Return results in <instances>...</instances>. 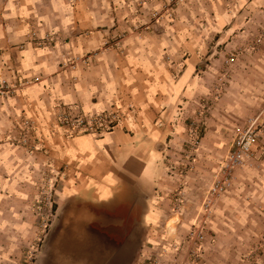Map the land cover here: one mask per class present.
Instances as JSON below:
<instances>
[{"label":"crops","instance_id":"1","mask_svg":"<svg viewBox=\"0 0 264 264\" xmlns=\"http://www.w3.org/2000/svg\"><path fill=\"white\" fill-rule=\"evenodd\" d=\"M163 4L0 0V80L30 82L25 91L16 87L0 98V224L4 214L17 212L2 187L36 180L38 165L46 169L47 151L23 159L5 143L22 119H32L67 176L49 236L52 264H149L156 255L178 254L177 241L164 234L167 156L182 147L186 120L212 90L228 38L239 36L243 22L264 15V0H185L171 17ZM50 36L65 40L56 46L39 40ZM68 50L97 53L74 82L60 69ZM112 108L128 112L108 133L50 136L49 125L62 111ZM220 125L210 122L209 132L222 133Z\"/></svg>","mask_w":264,"mask_h":264},{"label":"rangeland","instance_id":"2","mask_svg":"<svg viewBox=\"0 0 264 264\" xmlns=\"http://www.w3.org/2000/svg\"><path fill=\"white\" fill-rule=\"evenodd\" d=\"M259 8L264 11V4ZM241 25L235 34L239 36L228 38L229 47L212 90L204 97L202 107L186 120L182 147L170 149L167 156L168 180L161 194L165 195L161 200L166 210L164 234L177 241L174 249L178 254L174 258L156 255L149 264H264V145L259 144L255 154L232 172L226 191L211 194L216 182L227 176L223 165L233 152L237 130L251 120H257L259 129H264V15ZM39 40L56 46L65 39L50 36ZM114 40L121 43L123 38ZM96 56L90 52L74 55L68 50L62 55L65 62L60 64L61 72L74 82L75 74L87 68L90 58ZM7 84L9 87L3 90L9 92L0 94V98L16 87L20 93L25 91L30 82ZM128 108L132 111L134 107ZM126 111H62L53 117L48 130L51 137L63 135L69 139L83 131L79 126L82 119L113 130L122 124ZM26 120L22 119L19 132L6 135L5 143L18 150L23 159L47 151L48 161L46 169L36 167V180L12 181L10 187L8 183L2 187L3 194H12L17 212L4 214L0 224V264H52L49 236L54 230L58 193L67 179L66 169L58 165L53 149L43 147L36 121ZM214 121L225 125L218 135L208 129ZM262 140L263 137L261 143ZM217 142L220 144L214 145ZM15 190L24 197L14 195ZM209 200L212 202L208 211ZM1 216L0 213V219Z\"/></svg>","mask_w":264,"mask_h":264},{"label":"built area","instance_id":"3","mask_svg":"<svg viewBox=\"0 0 264 264\" xmlns=\"http://www.w3.org/2000/svg\"><path fill=\"white\" fill-rule=\"evenodd\" d=\"M185 0H163L165 4H163V11L167 13L166 16H172V10L174 6H177L180 3H183ZM159 13V12H158ZM158 19L164 18L163 14H158ZM233 61V59H232ZM29 81H25L24 83H28ZM9 85L5 80H0V94L5 95L9 91H5ZM3 88H5L3 90ZM80 128L83 130L82 132H77L72 134L70 137H73L78 134L90 133L95 135H101L105 132L112 131V127L105 128L103 126H96L91 123V120L82 119L79 124ZM263 137L262 143L260 142V138ZM264 145V129H259V125L257 120H251L245 128H239L237 130L236 139L233 145V152L228 156L226 163L223 165V170L227 173L226 178L224 177L222 180H218L216 184L213 186L211 194L212 195H220L226 188L231 185L230 178H232V172L243 166V164L250 159L260 145ZM212 200H209V203L206 205V208L209 211V207L211 205Z\"/></svg>","mask_w":264,"mask_h":264}]
</instances>
